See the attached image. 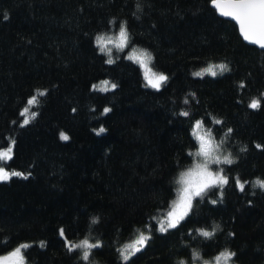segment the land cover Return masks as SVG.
I'll return each mask as SVG.
<instances>
[{"label": "trees", "instance_id": "obj_1", "mask_svg": "<svg viewBox=\"0 0 264 264\" xmlns=\"http://www.w3.org/2000/svg\"><path fill=\"white\" fill-rule=\"evenodd\" d=\"M122 23L129 43L109 65L96 37L118 35ZM133 49L168 77L159 91L126 58ZM215 64L229 71L193 76ZM104 80L117 87L93 90ZM253 99L259 108L248 107ZM195 120L204 121L196 131ZM208 128L235 161L221 167L229 183L161 233L157 221L198 148L193 132ZM12 139L13 158L0 165L27 178L0 182V257L27 243L26 264H125L119 250L143 232L151 238L127 264H198L193 252L214 259L225 250L236 254L229 264H264V189L253 187L264 181V51L209 0H0V149ZM216 226L211 239L197 234ZM60 229L101 247L84 261Z\"/></svg>", "mask_w": 264, "mask_h": 264}, {"label": "snow or ice", "instance_id": "obj_2", "mask_svg": "<svg viewBox=\"0 0 264 264\" xmlns=\"http://www.w3.org/2000/svg\"><path fill=\"white\" fill-rule=\"evenodd\" d=\"M210 5L216 9L220 16L230 18L234 20L239 26V32L241 37L250 44L258 45L260 49H264V0H209ZM96 45L99 48V51L108 56L106 61L107 64L111 65L114 63V60L111 55V48L107 47L108 43H113L112 36L98 35L96 37ZM129 43L128 31L125 24L119 26L118 37L114 46L119 51H123ZM133 62H139L142 68L147 69V62H150L153 58L151 53L139 49H133L132 55L126 57ZM229 71L226 64H215L209 65L208 67L202 69L201 71H196L193 73L195 77H203L205 74H209L213 77L224 72ZM144 79L146 81V86L160 90L163 82L168 80V77L162 73L151 72L150 70H145ZM93 90H98L101 92H107L112 89H115L117 85L115 83H110L107 80L101 81L99 85H93ZM243 88L244 85L239 86ZM39 96L46 95L45 92L40 91ZM37 101V96L33 95L30 99L27 100V106L20 113L21 116H26L30 111V107L35 104ZM184 103H188L185 99ZM249 108L257 109L260 107V100L253 99L251 103L248 104ZM110 111L109 108L105 107L103 113L107 114ZM182 117H188V111H181L179 113ZM35 113H32L34 118ZM29 123V118H25L21 127L26 126ZM212 123L215 125H220L223 122L219 119L213 118ZM203 120H195L194 128L199 129L203 126ZM104 129L101 128L100 132H103ZM233 132V129L228 128L225 133L226 136H230ZM195 139L198 142V148L195 152H189L188 155L193 157V163L191 166L179 173V176L176 180V184L179 185L178 194L176 199L172 201L167 210L161 218L158 219L157 230L161 233H166L170 229L177 228L182 221H184L190 214L193 206L194 200L197 198L203 200L208 191L217 188L220 191V195L223 194V188L229 183V177L225 174V170L219 165H232L235 161L231 158V153L227 155H222L220 151V145L216 142L215 136L213 135L212 129L208 128L203 135H197L193 132ZM60 139L67 141L69 137L63 132L60 133ZM15 146V140L12 139L9 146L0 150V161L11 160L13 149ZM246 149H242L245 151ZM216 165L217 168L213 169L210 166ZM12 177H23V173L19 171H6L5 168L0 165V182L11 179ZM247 182H241L237 177L235 178V185L239 188L240 191H244L245 184ZM253 187H260L264 189V181L257 179L253 183ZM212 204H216L217 200H211ZM156 219V218H154ZM92 223H96V220L93 219ZM149 230L151 225H147ZM218 226L213 228L212 231L205 229H197V234L206 238L211 239L216 232ZM191 235V233H190ZM60 236L64 238L65 245L68 248L69 252L76 251L77 249L82 251V259L84 261H89L91 250L101 247L99 242H90L89 239L85 238L78 243H73L68 240L65 236L64 230L60 229ZM150 235H146L143 232L140 233L138 239L132 243L125 245V247L120 251V255L127 264V261L132 255L142 251L143 247L146 245L147 241L150 239ZM30 245L27 243H22L16 247L8 256L0 257V264H4L5 261H11V264H25L23 251L29 248ZM236 254L234 252H229L228 250L222 251L215 257L216 264H220L221 260L230 261L232 257ZM193 258L199 259V254L193 252ZM181 264H184L181 261ZM204 264H209L208 261H205Z\"/></svg>", "mask_w": 264, "mask_h": 264}, {"label": "rangeland", "instance_id": "obj_3", "mask_svg": "<svg viewBox=\"0 0 264 264\" xmlns=\"http://www.w3.org/2000/svg\"><path fill=\"white\" fill-rule=\"evenodd\" d=\"M112 37H113V43H108V44H107V47H108V48H111V52H113V51H119V50L116 49L115 46H114V43L116 42V38L118 37V35H115V36H112ZM131 55H132V54H131ZM131 61H132V60H131ZM151 62H152V60H151L150 62H147V69L142 68V67L140 66L139 62H134V63L138 64V65L141 67V69H142V71H143V74H144L145 70H150L151 72H155V71L152 69V67H151ZM155 73L159 74L158 72H155ZM164 83H165V82L162 83L161 88H162V86L164 85ZM99 84H100V83H99ZM99 84H97V85H99ZM149 88H151V87H149ZM151 89H153V88H151ZM195 131H196V129H195ZM203 134H204V131H203V130H199V131L197 132V135H203ZM0 150H4V149H0ZM220 151H221L222 155H227V154H229V152H228V151H225V150H224V147L221 146V145H220ZM12 156H13V153H12ZM8 161H9V160L0 161V163H1V162H2V163H5V162H8ZM222 166H223V164H222V165H219V167H222ZM210 167L213 168V169H216V168H217L216 165H211ZM12 178H14V177H12ZM12 178H11V179H12ZM11 179H9V180H11ZM9 180H6V181H4V182H7V181H9ZM8 255H9V254H8ZM8 255H6V256H8ZM132 256H134V255H132ZM132 256H131V257H132ZM2 257H3V256H2ZM131 257H130V258H131ZM196 260L199 261L198 264H204L205 261H208L209 264H216V262H215V258H214V259H202V258L199 257V259H196ZM24 261H25V260H24ZM230 262H231V260H230V261H224V260H221V261H220V264H229ZM4 264H11V261H5ZM25 264H26V263H25Z\"/></svg>", "mask_w": 264, "mask_h": 264}, {"label": "water", "instance_id": "obj_4", "mask_svg": "<svg viewBox=\"0 0 264 264\" xmlns=\"http://www.w3.org/2000/svg\"><path fill=\"white\" fill-rule=\"evenodd\" d=\"M213 8V7H212ZM214 9V8H213ZM217 13H218V11L216 10V9H214ZM218 15H219V13H218ZM220 16V15H219ZM221 18H223V19H226V20H228V21H231V22H233L236 26H237V28H238V30H239V26L236 24V22L234 21V20H231L230 18H226V17H222V16H220ZM240 33V32H239ZM244 40V39H243ZM245 41V40H244ZM248 45H250V46H252V47H255V48H257V49H259V50H262V51H264V49H260L259 48V46L258 45H253V44H250V43H248L247 41H245Z\"/></svg>", "mask_w": 264, "mask_h": 264}]
</instances>
